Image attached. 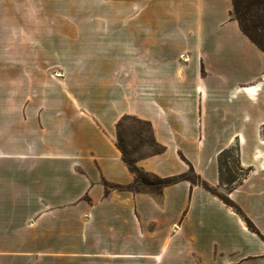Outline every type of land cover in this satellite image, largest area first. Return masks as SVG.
<instances>
[{
	"label": "crops",
	"instance_id": "obj_1",
	"mask_svg": "<svg viewBox=\"0 0 264 264\" xmlns=\"http://www.w3.org/2000/svg\"><path fill=\"white\" fill-rule=\"evenodd\" d=\"M34 3L0 0V264H264V48L232 0H138L92 29L90 57L36 53ZM124 115L165 147L136 161L161 177L192 166L224 191L235 149L248 173L227 195L259 234L198 183L127 189Z\"/></svg>",
	"mask_w": 264,
	"mask_h": 264
},
{
	"label": "rangeland",
	"instance_id": "obj_2",
	"mask_svg": "<svg viewBox=\"0 0 264 264\" xmlns=\"http://www.w3.org/2000/svg\"><path fill=\"white\" fill-rule=\"evenodd\" d=\"M137 2L138 0H35V52L51 53V55L61 53L64 49L63 43L69 44L71 42L73 53L75 52L73 43H76V52L90 57L95 52L92 47V42H95L91 35L92 29L99 27V30L104 29L106 31L105 27L108 21L137 18V11L126 10L125 12L124 9L125 6L137 5ZM4 16L11 26V17L5 13ZM45 26L49 28L50 33L45 31L42 34V28ZM76 26L81 29L82 35L74 38L75 30H80L76 29ZM65 47L70 49L69 45H65ZM84 95L89 96L88 91H84ZM119 136L129 159L146 155L155 149L145 145L144 141L149 136V132L144 124L131 118L123 119L119 127ZM217 190L225 193V190Z\"/></svg>",
	"mask_w": 264,
	"mask_h": 264
},
{
	"label": "trees",
	"instance_id": "obj_3",
	"mask_svg": "<svg viewBox=\"0 0 264 264\" xmlns=\"http://www.w3.org/2000/svg\"><path fill=\"white\" fill-rule=\"evenodd\" d=\"M232 15L233 19L238 22V25L243 34L258 48H264V0H232ZM131 118L144 124L145 128L149 132V136L144 141L145 145H149L153 148V153H161L165 147L158 144L153 136L151 125L149 121L139 119L135 116L124 115L116 123L117 138L116 147L121 152V157L128 169L134 174V182L127 186L129 190H160L164 186L176 183L180 180H189L192 183H198L206 190L210 191L214 195L220 197L228 206H230L236 213L242 216L248 228L259 234L258 230L251 222V220L244 214L241 208L229 198L227 193L231 191L241 180L246 176L248 170L240 165L238 154L235 149H224L218 154V170H219V182L224 185L226 193L219 192L216 188L211 187L207 182L202 180L193 171L192 166L188 171L179 175H172L161 177L152 172L146 171L139 167L136 163L137 157L129 159L127 157L126 149L122 143V139L119 136V127L123 119ZM143 144V142H142ZM105 187H121L119 185H109L104 182Z\"/></svg>",
	"mask_w": 264,
	"mask_h": 264
}]
</instances>
